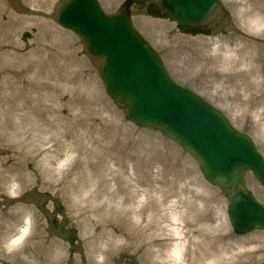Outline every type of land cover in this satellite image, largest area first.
Segmentation results:
<instances>
[{
  "label": "rangeland",
  "instance_id": "374dc122",
  "mask_svg": "<svg viewBox=\"0 0 264 264\" xmlns=\"http://www.w3.org/2000/svg\"><path fill=\"white\" fill-rule=\"evenodd\" d=\"M98 1L109 15L126 12V3L131 2L129 15L134 27L152 45L174 80L225 114L238 131L254 140L264 156V125L260 127L255 123L258 118L249 120L240 103L233 100L232 73L222 72L218 68L212 78L201 77L196 67L183 65L184 58L177 51L190 44L189 40L217 41L228 36L239 27L233 13L236 8L233 2L243 4L246 0H219L212 16L190 31L181 30L165 15L160 18L148 16L147 4L159 0ZM66 2L52 0V5L46 9L45 18L52 23L56 32L49 38L45 33L40 35L39 26L43 19L36 16L33 21L26 18L17 30H6L9 17L15 20L27 17L34 9L32 2L29 6L23 0H8L10 10L0 16V159H17L21 165L17 174L24 173L28 179L23 190L19 189L17 182L2 184L0 211L29 206L25 215L32 222L37 239L47 236L59 244L57 250L63 252V260L59 264H91L88 256L93 258L91 250L94 247L98 249L95 255L98 264H142L138 261V255L134 254L135 240L149 233L142 230L146 220H150L153 214L156 218L164 214L152 213L146 194L142 191L136 195L134 202L124 206L122 192L129 184H116L112 176L106 175V166L113 171L133 173V162L120 169V165L108 159L110 156L128 158V155H134L141 166V174L146 173V167L153 173H186L189 177L177 182V191L185 189L188 183L189 192L199 193L201 187L191 184V180L198 178L206 188V196L210 198V201L207 200V204H210L208 210H205L206 202L201 200L197 201L198 208L205 215L215 213L214 217L218 220L214 226L223 224L224 230L217 235L231 236L232 245L236 247L235 261L241 259L248 262L261 257L264 251L259 252L257 242H264V231L257 230L248 235L235 233L227 216L231 198L226 190L210 184L196 160L167 134L131 122L127 106L110 98L101 77L104 59L92 56L85 42L59 23V15ZM258 31L262 35L264 27ZM257 43L264 56V37ZM59 44L69 45L72 54L68 55L62 48H57ZM210 48L212 51L214 46ZM234 48L232 44L228 47L231 50ZM49 56L55 60L54 63L61 56L74 60L67 74L68 82L60 83L53 76L48 80L44 71L53 67L47 68L46 62L53 64ZM41 59L44 61L32 64ZM46 82L55 88L51 97L41 87ZM53 118L56 119L55 125L50 124ZM60 141L70 145L80 143L91 153L79 156L68 146L62 147L56 162L49 165L46 158L51 156L50 152ZM106 156L108 162L103 167L97 166L98 158ZM67 157L68 161L64 162ZM151 160L152 168L149 165ZM88 161L90 165L87 166ZM47 168H51L52 173ZM84 172L87 176L77 183V178ZM92 172H97L107 182L98 184ZM245 180L247 189L264 204V186L251 172L246 173ZM131 190L136 191L137 188L131 187ZM98 192L103 194L96 197ZM185 195L191 196L190 193H180L170 201L177 203ZM177 205L181 207L180 211L165 212L170 221L176 220L180 212L187 211L184 205ZM136 209L144 212L137 215L134 213ZM33 221H36V226H33ZM166 224L169 223L163 225ZM2 238L0 264H30L28 262L32 260L18 262L17 254L14 256L12 251L3 248L7 240L3 243ZM239 254L245 256L240 258ZM18 256L22 257V254L18 253Z\"/></svg>",
  "mask_w": 264,
  "mask_h": 264
},
{
  "label": "bare ground",
  "instance_id": "6f19581e",
  "mask_svg": "<svg viewBox=\"0 0 264 264\" xmlns=\"http://www.w3.org/2000/svg\"><path fill=\"white\" fill-rule=\"evenodd\" d=\"M23 1L29 6L30 2H32L34 9L30 10L27 17H20L17 20L12 19V16H10L6 24V30H17L25 22L26 18L29 21H33L36 16L43 19L41 26H39L41 31L40 35L42 36L45 33L48 38L54 35L56 32H54L52 23H48L45 18L46 9L52 5V0ZM233 5L236 7L233 13L239 26L236 27L237 29L229 33L228 36L219 38L217 41L189 40L188 42L190 44L182 46L177 51H180L184 58L183 65L188 68L196 67L201 77L212 78L218 68L222 72L232 73L233 100L240 103L241 108L244 109L246 117L249 120L258 118V121H255V123L257 122L262 127L264 125V56L257 42L264 37V31L262 35H259L260 31H258L264 27V0H246L243 4L241 2H233ZM9 10L8 0H0V16L3 12ZM56 43L58 44V41ZM230 44L234 45L235 48L232 50L228 49ZM211 45L214 46L212 51L210 50ZM68 46L66 44H59L57 48H62L64 53L70 55L72 51ZM39 52L42 53L41 50ZM227 52L233 54H226ZM49 60L53 64L51 65L46 62L48 65L47 68L53 67L44 71L46 77L49 78L48 80H51L53 76L60 83L68 82L67 74L70 73L74 60L63 56H61V59H56L58 60L57 63H54L55 60H51L50 56ZM42 61L44 59L34 61L32 64L36 65ZM242 67H246L247 69H243ZM41 87L48 92V97H51L52 92L55 90L47 82L42 84ZM51 112L52 114L54 113L53 110ZM55 123L56 119L53 118L50 124L55 125ZM56 145L58 146L54 147V150L50 152L51 156H47L46 158L49 165L56 162L57 157L62 153V147L65 148L68 146V148L77 151L79 156L80 154L88 156L91 153L89 148L80 146V143L78 145L76 143L70 145L65 144V141H60ZM127 157L110 156L108 160L116 162L117 165H120V169L122 166H127L128 163L133 162V173L122 170L120 172L118 170L113 171L106 166V175L112 176V180L116 184L126 183L130 185V187L127 185L123 189V205L125 206L126 203L134 202L136 195L142 191L146 194L147 202L149 203L148 206L152 213L156 211L159 215L164 214L159 218H156L155 214H153L150 220H146V224L142 230L144 233H149H145L141 239L135 240L136 243L133 246V250L134 254L138 255V261L140 263L264 264V254L261 257H256V259H250L248 262H244L241 259L235 261L236 256L234 255V251L236 247L232 245L231 236L228 234L217 235L224 230L223 224L214 226V222L218 220L214 217L215 213L212 216L210 214L205 215L198 208V200L206 202L205 210L210 208V204H207V200L210 198L208 199L206 196V188L198 178V180H191V184L199 188L201 187L199 193L189 192V189H187L189 186L188 183L185 189L182 188V190L177 191V182L182 178L189 177L186 173L180 172L175 174L173 171L153 173L145 166L146 173L141 174L142 169L137 158L134 155H128ZM68 159L69 157L64 162H67ZM106 160L107 156L102 159L98 158L96 165L103 167L108 162ZM150 163L149 165L152 168L153 161L151 160ZM88 165H90V161H88ZM20 169L21 165L14 157L12 159H0V190H3L2 184L6 185L9 182H17L19 189L23 190L28 179L24 173L17 174ZM47 171L52 173L51 168H47ZM92 175H94L97 183L100 185L107 182L106 178L98 176L97 172H92ZM86 176V172L82 173V176L79 175L77 183L82 181ZM75 187L76 184L74 185ZM131 187L133 189L135 187L137 190L132 191ZM180 193H190L191 196L185 195L186 197L181 198L177 203L170 201L173 196L180 195ZM102 194V192H98L96 197H100ZM7 201L9 202L10 200L8 199ZM177 204L184 205L187 211L186 213L180 212L176 220L172 219L170 221L165 212L167 210L181 209ZM24 206L14 211H9L7 208L0 211V238L3 237L1 239L3 243L7 240V244L5 243L6 246H3V248L12 251V255L14 256L17 254V261L21 263L32 260L28 263L59 264L63 260V252L57 250L60 247L59 244L47 236H42L37 239V235L31 227L32 222L30 223L29 219H26L28 215H25L30 207L27 205ZM148 206L146 205L145 207ZM144 210L142 211L144 212ZM142 211L136 209L134 213L138 215ZM166 222L169 224L163 225ZM21 223H23L22 226L18 228ZM34 225H37L36 221H33ZM257 243L260 249L259 252H263L264 242L260 240ZM62 250L64 251V248ZM97 251L98 249L95 247L91 250L93 258L88 254L91 264H98L95 259ZM125 252L128 251L125 250ZM18 253L22 254V257L18 256ZM239 255L240 258L245 256L243 254ZM131 256H133L132 253Z\"/></svg>",
  "mask_w": 264,
  "mask_h": 264
},
{
  "label": "water",
  "instance_id": "95a60500",
  "mask_svg": "<svg viewBox=\"0 0 264 264\" xmlns=\"http://www.w3.org/2000/svg\"><path fill=\"white\" fill-rule=\"evenodd\" d=\"M216 6L217 0H162V8L183 27L203 22ZM148 14L159 16L160 9L151 4ZM60 21L82 36L92 55L105 57L102 76L107 91L129 106L130 119L165 131L199 162L210 183L226 188L234 197L229 218L236 231L264 229V206L244 186L246 170L264 183V159L252 140L173 82L128 18L105 16L95 0H69Z\"/></svg>",
  "mask_w": 264,
  "mask_h": 264
}]
</instances>
